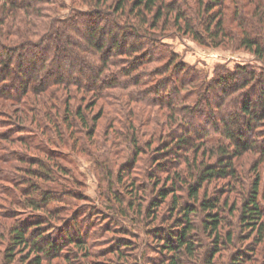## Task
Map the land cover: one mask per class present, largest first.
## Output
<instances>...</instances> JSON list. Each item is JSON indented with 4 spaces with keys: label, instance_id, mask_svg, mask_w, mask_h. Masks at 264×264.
<instances>
[{
    "label": "trees",
    "instance_id": "trees-1",
    "mask_svg": "<svg viewBox=\"0 0 264 264\" xmlns=\"http://www.w3.org/2000/svg\"><path fill=\"white\" fill-rule=\"evenodd\" d=\"M231 1L232 13L226 18V0H71L72 8L64 15L58 9L67 8L65 0H0V108L9 109L6 101L22 104V109L14 110L13 120L7 118V112L0 111L6 127L3 133L0 132V137L8 143L31 146L36 136L27 138V133L32 132L30 125L44 132V123L51 125L53 132L59 135L72 127L82 128L81 133H84L85 127L86 134L91 137L93 127L87 126L85 109L71 103V99H79L71 89H80L98 99L111 98L113 91L121 94L125 91L131 102L170 111V128L166 136L169 141L163 142L161 149L156 150V167L166 169L160 160L170 155L176 178L171 179L170 186L160 187L156 198L147 206L150 218L153 210L171 194V209L181 215L164 236L160 231L163 247L169 254L167 264H183L185 256H195L199 244L192 235L198 228L193 222L194 215H203L205 231L216 238L206 262L211 263L219 252L218 240L221 237L232 242L235 236L232 230L221 232L229 194L208 196L203 190L207 189L206 185L221 179L230 186L235 181L239 183L235 159L244 153L256 152L264 156V129L256 130L264 121V82L257 78L255 89H244L249 85L248 78L256 75L237 66L234 71L217 72L207 82L199 71L193 74L190 66L176 62L173 55L162 71L149 66L156 60L150 50L159 42L160 31L167 24L174 31L190 34L199 43L205 41L200 29L206 31L215 45L224 42L225 38H233L264 60V0ZM84 6L88 8L83 9ZM81 24L88 25L82 32L76 28ZM232 29L238 31L231 33ZM70 47L74 51L73 56L68 54ZM57 64L59 67L70 65L71 68L56 72L53 69ZM166 71H169V76H161L166 75L162 74ZM154 74L161 78L154 79ZM186 85L195 92L184 90ZM32 94L41 96L38 102L42 105L41 110L37 104L34 109L23 105ZM214 96L218 98L212 112H209L208 128L200 130L193 127L191 119L196 116L194 113L202 111L200 103L212 106ZM190 98L193 99L189 105L191 109L185 104V100ZM80 101H84V96ZM91 105L94 103L87 102L85 107L90 108ZM120 107L121 112L130 110L122 103ZM127 122L131 126L134 124V120ZM114 123L112 120L111 125ZM71 133H75L74 130ZM71 135L75 140L76 137ZM197 139L201 144L203 141H215L217 145L201 146ZM130 141L136 149V138ZM0 145L5 149L7 144ZM206 149L210 150L208 160L200 159L198 162L200 152L201 155L206 154ZM22 155L20 152L18 159H24ZM28 158L34 163L32 157ZM181 166L182 170H178ZM0 179L7 181L3 175ZM177 182L187 185V200L180 201L179 195L175 194L174 190L179 191L181 187ZM32 187L40 190L36 185ZM11 188L4 184L0 190ZM258 188L259 178H255L237 210L240 211V223L246 227L249 237L254 234L251 237L262 242L264 213L257 200ZM234 189L227 191L233 192ZM37 197L47 202V195L42 193ZM32 204L40 207L34 202ZM233 210H236L234 205L231 207ZM36 223V226L15 225L9 235L12 245H22L35 252L32 261L40 264V255L54 256L58 243L40 226V221ZM73 226H76L74 221L65 227L66 237L71 240L81 238L79 230L71 232ZM157 232L155 236L159 237ZM244 255L234 254L230 264H245L249 258Z\"/></svg>",
    "mask_w": 264,
    "mask_h": 264
},
{
    "label": "rangeland",
    "instance_id": "rangeland-1",
    "mask_svg": "<svg viewBox=\"0 0 264 264\" xmlns=\"http://www.w3.org/2000/svg\"><path fill=\"white\" fill-rule=\"evenodd\" d=\"M65 2L67 8L58 9L63 15L69 13L72 8L71 0ZM224 6L225 17L229 18L233 9L232 1L226 0ZM87 26L81 24L76 28L82 32ZM89 26L91 27L92 23ZM200 30L205 38L204 43H199L188 33L174 31L167 24L163 31H160L162 33L159 42L150 50L156 60L149 66L162 71L169 57L173 55L176 56V62L190 66L194 70L193 74L199 71L207 82L217 72L234 71L237 66L256 75L254 78H248L249 85L244 89H255L257 78L264 82V60L233 38H225V41L218 45L212 44L206 31ZM237 31L238 29H232L231 33ZM71 48L68 54L73 56L74 51ZM70 68V65L59 67L57 64L53 70L65 72ZM162 74L166 75L161 76H169V71ZM161 76L154 74V79ZM71 90L79 98L71 99V103L81 105L85 109L87 126L93 127L91 137L86 134L85 127V134L81 133L82 128L72 127L59 135L53 132L52 126L44 123V120V132L33 124L30 125L32 132L27 133V138L36 136V139L31 141V146L11 144L0 137V144H7L4 145L5 149L0 145V177L3 175L7 178V181L0 179V187L4 184L13 187L12 190H0V264H34L32 258L35 252L32 253L22 245H12L9 232L15 225L36 226L37 221L41 222L40 226L58 243V251L54 256L40 255V264H167L169 254L163 247L164 239L160 237L165 235L181 215L171 209V194L153 210L154 215H150V218L147 206L156 198L160 187L170 186L171 179L176 178L172 167L174 161L170 162V155L167 159L160 160L166 165V169L156 167V150L161 149L163 142L169 141L166 136L170 128V111L162 107L131 102L125 91L122 94L120 91H113L111 98L98 99L80 89ZM184 90L195 92L189 85L184 86ZM83 96L84 101L81 102ZM234 96L236 97L235 94ZM40 97L32 94L26 98L27 101H24L23 105L31 109L37 108L38 105L41 110L42 105L38 103ZM217 98L214 96L212 106H203L200 103L202 111L195 112L196 116L191 119L193 127L200 130L208 128L209 112H212ZM192 101V98L186 99L185 104L189 106ZM87 102L94 105L86 108ZM5 103L10 105L9 109L0 108V111H5V114L7 112V118L13 120L14 110L22 109V104L10 101ZM121 103L132 113L130 114V110L121 112ZM191 107L189 106V109ZM1 114L0 132L3 133L6 127L3 125L5 119ZM112 120L115 122L113 126ZM127 120H134L133 126L129 125ZM24 122L29 124L28 121ZM258 126L256 130L264 129V121ZM71 130L75 133H71ZM71 134L76 137L75 140ZM212 135L216 136L213 132ZM12 136L14 138L15 135ZM132 138H136V149L130 143ZM196 142L201 144L199 139ZM203 142L201 146L217 145L214 144L215 141ZM206 151V154L202 155L200 152L198 162L200 159L208 160L210 150ZM20 152L24 159H18ZM28 156L35 160L34 163ZM41 163L45 168L41 167ZM182 168L181 166L178 170ZM235 168L239 183L235 181L234 185L230 186L226 184L225 179H221L206 185L207 189L203 190L207 191L208 196L229 194L221 232L232 230L235 234L232 242L221 237L218 240L219 252L212 258L211 263L206 262V258H210V249L216 238L208 230L205 231L203 215H194L193 222L198 228L192 235L199 245L196 246L195 256H185L182 259L183 264H230L234 254L243 256V253L246 254L245 258H249L245 264L263 263L264 241L255 240L251 237L254 234L249 237L246 227L240 223V211L237 207H240L244 193H247L255 178H259L257 200L264 213V156L256 152L244 153L235 159ZM34 185L40 190H34ZM177 186H181L179 191L174 190L175 194L179 195L178 199L187 200V185L177 182ZM233 188L235 191H227ZM42 193L48 196L47 202L37 197ZM135 194L136 198L133 199ZM32 202L40 207L33 206ZM233 205L236 210L231 211ZM73 221L76 226H73L71 232L76 233L79 230L81 238L73 237L71 240L66 237L68 234L65 233V227ZM156 230L159 237L155 236ZM9 248L13 252L9 251ZM161 258L164 260L161 261Z\"/></svg>",
    "mask_w": 264,
    "mask_h": 264
}]
</instances>
